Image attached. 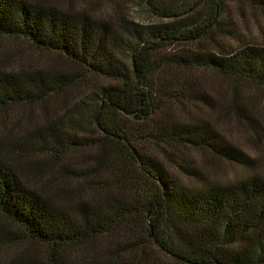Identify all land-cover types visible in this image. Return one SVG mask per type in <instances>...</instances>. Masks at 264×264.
Returning a JSON list of instances; mask_svg holds the SVG:
<instances>
[{
	"label": "trees",
	"instance_id": "16d2710c",
	"mask_svg": "<svg viewBox=\"0 0 264 264\" xmlns=\"http://www.w3.org/2000/svg\"><path fill=\"white\" fill-rule=\"evenodd\" d=\"M225 2L264 14V0H145L158 20L146 26L117 6L94 16L59 0H0L1 38L70 67L0 71V110L51 96L63 105L39 124L0 128V217L9 226L0 250L21 248L0 264H264V180H204L169 153L252 165L206 120H180L185 103L208 105L192 78L210 72L231 82L221 110L261 130L237 86L264 91V44L201 45L213 33L236 39L217 21Z\"/></svg>",
	"mask_w": 264,
	"mask_h": 264
},
{
	"label": "rangeland",
	"instance_id": "374dc122",
	"mask_svg": "<svg viewBox=\"0 0 264 264\" xmlns=\"http://www.w3.org/2000/svg\"><path fill=\"white\" fill-rule=\"evenodd\" d=\"M144 2L145 0H59L60 4L69 5L74 9L84 7L88 11L87 13L94 16L109 14L113 7L117 6L123 15L138 24L146 26L157 24L158 20L147 12ZM217 21L220 27H231L236 39L223 38L213 33L210 38L201 43L207 49L213 47V41L224 48L235 47L239 43L264 44V14L262 13L225 2L221 12L217 14ZM24 66L35 69L70 71V67L62 58L35 50L22 40L0 37V71H18L25 69ZM192 79L195 80L197 89L201 88L207 96L209 103L206 107H199V110L193 109L191 103H185L183 108L180 106V120L188 117H200L206 120L228 143L250 156L252 165L249 169L248 167L231 166L213 160L208 154L195 149L172 148L169 149V153L173 158L185 160V164L197 170L204 180L225 183L241 179L249 174L257 175L264 180V91L244 84L237 86V91L246 98V102L255 106L253 112L261 124V130L259 133H254L244 123L221 110V106L229 97L231 86L229 80L210 72L196 74ZM87 91L88 89L80 96L89 94ZM63 93V98L68 99L66 97L68 92ZM62 106L60 96H51L43 103L36 105L0 110V128L7 131L17 120L22 123L39 124L45 112L50 117L52 112L59 111ZM24 116L27 119L22 120ZM149 153L163 164L165 169L172 170L170 164L161 158L156 150L151 149ZM170 173L172 174V172ZM7 227H9L8 224L0 217V230ZM21 247L32 256L42 254V249L37 245L24 244ZM20 250L21 248L14 246L3 247L0 250V263L9 260Z\"/></svg>",
	"mask_w": 264,
	"mask_h": 264
}]
</instances>
